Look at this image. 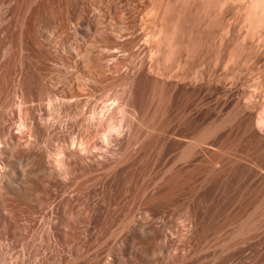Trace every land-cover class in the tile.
<instances>
[{
	"label": "rangeland",
	"instance_id": "obj_1",
	"mask_svg": "<svg viewBox=\"0 0 264 264\" xmlns=\"http://www.w3.org/2000/svg\"><path fill=\"white\" fill-rule=\"evenodd\" d=\"M242 1L0 0V264H264Z\"/></svg>",
	"mask_w": 264,
	"mask_h": 264
},
{
	"label": "bare ground",
	"instance_id": "obj_2",
	"mask_svg": "<svg viewBox=\"0 0 264 264\" xmlns=\"http://www.w3.org/2000/svg\"><path fill=\"white\" fill-rule=\"evenodd\" d=\"M242 1V0H241ZM243 5H244V9H245V16H246V19H245V25L247 24L248 27L246 28H250L251 30H256L257 27V30L258 29H262V31L264 32V0H243L242 1ZM227 4V3H226ZM163 8V7H162ZM243 9V10H244ZM210 10V9H209ZM256 27V28H255ZM250 29L248 30V32H250ZM256 30V31H257ZM255 31V32H256ZM262 34V33H261ZM262 36V35H261ZM259 41V40H258ZM173 50V49H172ZM243 50V49H242ZM65 150V149H64ZM62 152H64L63 150H61ZM58 153L59 155V158L57 159V164H64V161L66 162L65 160V156H63V154L65 153ZM65 155V154H64ZM57 157V156H56ZM60 166V165H58ZM63 166V165H62ZM5 186V185H4ZM87 216V210L84 208V218ZM68 236V235H67ZM66 236V237H67ZM67 239V238H66ZM68 240V239H67Z\"/></svg>",
	"mask_w": 264,
	"mask_h": 264
}]
</instances>
